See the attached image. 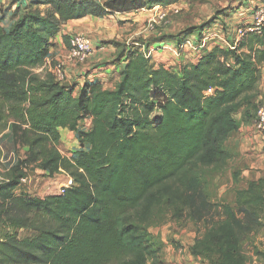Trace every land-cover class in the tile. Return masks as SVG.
Returning <instances> with one entry per match:
<instances>
[{
	"label": "trees",
	"instance_id": "trees-1",
	"mask_svg": "<svg viewBox=\"0 0 264 264\" xmlns=\"http://www.w3.org/2000/svg\"><path fill=\"white\" fill-rule=\"evenodd\" d=\"M179 2L38 0L9 28L0 17V134L11 119L14 137L29 148V158L0 183V224L33 232L25 239L0 236V264H164L161 243L150 232L161 216L158 208L169 193L193 207L199 169L228 158L224 145L240 128L236 113L246 105L257 114L264 28L249 32L235 49L219 44L205 50L177 72L156 68L135 45L125 50L113 89L86 83L76 92V84L65 87L39 70L69 22ZM69 40L64 37L67 45ZM187 40L177 39L181 46ZM158 109L161 118L152 121ZM64 129L82 146L71 157L58 149ZM36 170L65 173L73 184L57 195L19 197L22 180ZM261 185L253 181L257 191H241L244 217L228 204L219 206L221 220L205 223L193 256L213 253L219 257L211 264H248L244 242L262 226ZM206 204L197 211L200 219Z\"/></svg>",
	"mask_w": 264,
	"mask_h": 264
},
{
	"label": "rangeland",
	"instance_id": "rangeland-1",
	"mask_svg": "<svg viewBox=\"0 0 264 264\" xmlns=\"http://www.w3.org/2000/svg\"><path fill=\"white\" fill-rule=\"evenodd\" d=\"M97 1L105 2L106 0ZM9 2L16 5L18 0H7L6 3ZM28 6L32 8V4ZM156 7L150 9L152 12L151 15L147 13L148 16H139L138 11L123 13L114 16V18L108 17L92 21L91 27L97 31L93 32L94 35L102 39L101 50L103 51H100V54L111 55L112 47L116 49L115 56L117 58L113 59L112 57L99 63L94 62L90 66L100 67L117 64L121 74L122 66L120 63L125 56V50L134 47L133 43H138L137 47L143 53H147L152 49L151 45L157 41L172 42L176 47L174 50V47L170 50L173 51L172 55L176 59H181L186 54L194 56L197 53L192 48L189 50L187 46L183 47V50L180 49L181 43H178L177 39L200 42L205 36L216 33L219 37L218 43L222 47H226L227 38L234 40L235 30L253 23L254 13L257 9L264 8V0H180L179 3L168 7ZM40 10L46 12L45 7H40ZM176 11L179 13L176 14ZM158 13L159 15L166 13V20L154 30L148 29L149 20L154 16L156 17ZM3 25L7 28L5 22ZM196 28H200V30L195 31ZM190 31L193 34L189 33ZM75 34L79 33L75 32L72 36ZM192 35H196L197 38H192ZM224 35L228 37L223 39ZM219 44L212 45V48L219 46ZM69 45L70 43L67 46ZM197 59L198 56L195 60ZM174 62L176 64L171 68L173 71L177 72L179 68H185L183 62L181 63L179 60ZM73 63L78 69L87 65V62ZM261 69L263 77L264 63ZM263 79L261 81H264ZM75 90L76 92L79 91L77 84ZM262 99H264V92L259 91L258 98L254 100V103H259ZM255 115V110L246 105L236 113L235 118L239 121L240 128L230 135L224 145L228 158L225 162L199 169L201 187L193 207L184 205L183 198L177 200L175 199L177 195L169 193L167 194L168 199L165 198L163 209L158 208L160 211L156 215L161 216L157 221L158 223L150 227V232L157 242L161 243L164 264H177V257L182 264H211V261L216 262L218 260L219 256L213 253L195 257L192 255L191 249L198 237L204 233L205 223L221 220L219 209L221 204L230 205L240 217H244L242 209L247 208V206H242V200L239 199L241 191L250 188L257 191L256 187L251 186V182L264 181V136L257 130ZM159 118H161V111L158 109L152 115V121ZM12 121L10 119L7 129L0 134L1 181L18 162L29 158V148L24 146L20 140L17 141L13 135ZM83 128L87 130L89 126L84 123ZM88 148L85 147V149ZM58 149L65 157H71V154L81 151L82 146L77 134L69 130H61V145L58 146ZM68 179L69 177L65 173L50 176L41 170H36L30 172L25 184L17 191V195L27 198H44L49 195H57L61 193L63 185L68 183ZM261 189L264 191V185H261ZM205 201L207 204L206 208L203 209L204 218L200 219V213L197 211L203 207ZM261 225V228L252 233L244 242V251L249 258L248 264H264V212L261 215ZM7 234H17L19 239L33 236L31 231L9 229L0 224V236L3 237Z\"/></svg>",
	"mask_w": 264,
	"mask_h": 264
},
{
	"label": "crops",
	"instance_id": "crops-1",
	"mask_svg": "<svg viewBox=\"0 0 264 264\" xmlns=\"http://www.w3.org/2000/svg\"><path fill=\"white\" fill-rule=\"evenodd\" d=\"M35 1H38V0H18V3L16 5H12L11 2L6 3L7 0H0V17L4 19V22L7 25V28H9L10 25L15 20L14 19L15 15L19 13L27 12V9L29 7L28 5ZM151 12L152 10L150 9L148 10L143 9L139 11L138 13H140L139 16H144L147 13L151 15ZM251 14H252V11H251ZM117 15H120V14H116V15L109 16V17L114 18V16H117ZM129 17L132 18L131 16ZM106 18H95V17L89 16L82 20L72 21V22H69L63 25L59 33L54 38L53 45L50 49V55L46 59V62L43 68L40 69L39 72H43L44 70L47 71L59 60H65L67 64V71H68L69 78H70L69 79L70 81L68 80L70 85L71 83L77 84V89L80 90L86 83H100L106 89H113L121 78V74L119 72L117 64L100 66V67L90 66L94 62L99 63L102 60L110 59L112 57L113 59L117 58L115 56L116 49H113L112 47H111L112 49L111 55L110 54L109 55L100 54V51H103L101 50L102 39L97 38L96 37L97 35H94L93 32H97V31H95V29H92L91 27L92 21L99 20V19H106ZM75 32H78L79 34H83L85 36H89L88 38L91 39L92 45L95 50L94 54L87 61V65L86 66L83 65L82 68H80L81 70L78 69V67L75 66L74 63L71 62V60L69 59V46H67V44H65V41H64V37H71L72 34ZM192 36H193L192 38H197L196 35L195 36L192 35ZM133 44L136 46L138 45V43H133ZM172 47H174L173 50L176 47V45H173L172 42L164 43V42L157 41L151 45L152 49H150V51L152 53L150 57L152 59V63L155 65L156 68L159 66H163L166 69H171L174 67L173 65L176 64V62H174L176 60H179L181 63L183 62L184 63L183 65L185 67H187L188 65H193L198 62L199 57L197 60H195L196 59L195 55L193 56L192 54L191 55L186 54V56H183V58L181 57V59L174 58L175 56L172 55L173 51L170 50ZM120 64L121 66L125 65L123 61ZM171 70L173 71V69ZM179 70L180 68L177 71ZM262 78H264V69H263ZM259 91L264 92V81H261ZM85 124L89 126L90 128L92 124L91 119L86 120ZM64 130L66 131V129ZM177 258H178L176 260L178 261L177 264H182L181 262H179L180 261L179 257ZM189 264H192V263H189Z\"/></svg>",
	"mask_w": 264,
	"mask_h": 264
},
{
	"label": "built area",
	"instance_id": "built-area-1",
	"mask_svg": "<svg viewBox=\"0 0 264 264\" xmlns=\"http://www.w3.org/2000/svg\"><path fill=\"white\" fill-rule=\"evenodd\" d=\"M159 9V8H158ZM156 13V12H155ZM179 11H176V14H178ZM166 13L160 14L159 13L154 16V18H151L148 23V29L154 30L161 22H164L166 20ZM262 28H264V8L257 9L256 13H254L253 16V23L249 26H242L235 30L234 34V43L226 41L227 44L226 47H229L230 49H235L236 46L239 44L240 41L249 33V32H261ZM218 35L216 33H212L209 36H205L200 42H197L195 40H188L183 46L180 47V49L183 50V47H188L189 50L191 48L196 51L197 56L200 58L201 55L205 50L212 49V45L219 44L218 43ZM227 37L224 35L223 39H226ZM197 44H195V43ZM69 59L72 62L82 64L86 63L90 57L94 54V47L92 45V42L89 38H87L83 34H75L70 37L69 40ZM151 51L144 53L147 57L151 56ZM52 74L55 81L61 84L69 83V74L66 69V61L59 60L57 61L50 69L47 70ZM257 130L261 135L264 136V99L262 100L261 104L258 107L257 114H256V122ZM28 177L22 180V185L25 184ZM1 181V180H0ZM3 181V178H2ZM1 183V182H0ZM73 184L72 178L69 177L68 183L66 185H63L61 192H63V189L71 186Z\"/></svg>",
	"mask_w": 264,
	"mask_h": 264
},
{
	"label": "water",
	"instance_id": "water-1",
	"mask_svg": "<svg viewBox=\"0 0 264 264\" xmlns=\"http://www.w3.org/2000/svg\"><path fill=\"white\" fill-rule=\"evenodd\" d=\"M64 86L65 87H69L70 86V83H66Z\"/></svg>",
	"mask_w": 264,
	"mask_h": 264
}]
</instances>
